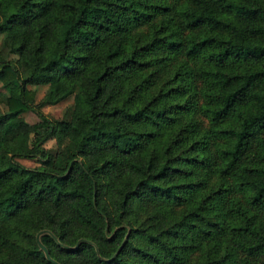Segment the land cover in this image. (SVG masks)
Instances as JSON below:
<instances>
[{
    "label": "trees",
    "instance_id": "16d2710c",
    "mask_svg": "<svg viewBox=\"0 0 264 264\" xmlns=\"http://www.w3.org/2000/svg\"><path fill=\"white\" fill-rule=\"evenodd\" d=\"M0 36V264H264V0H0Z\"/></svg>",
    "mask_w": 264,
    "mask_h": 264
},
{
    "label": "rangeland",
    "instance_id": "374dc122",
    "mask_svg": "<svg viewBox=\"0 0 264 264\" xmlns=\"http://www.w3.org/2000/svg\"><path fill=\"white\" fill-rule=\"evenodd\" d=\"M0 40H1V36H0ZM31 87L35 88V96H34V100L32 102V105L34 106V108L36 109H40L42 110L48 117L51 118H60L62 117L65 109L68 106H71L72 104V97L69 96L67 98H64L56 103H52V104H44L41 105L40 101L41 98L45 92L46 86L45 85H33ZM7 91L5 90V88H3L0 84V108L1 109H5V104L4 102L1 100V96H3L4 94H6ZM29 109L27 111L24 112V117L26 118V120H28L29 122H35L39 119V115L36 113L35 109ZM43 146L46 147L51 153H56L58 150V145L57 142L55 140V138L50 137L47 140H45L43 142ZM19 160L27 165V166H35L38 165L39 159L37 157H32V158H26V157H21L19 158Z\"/></svg>",
    "mask_w": 264,
    "mask_h": 264
},
{
    "label": "water",
    "instance_id": "95a60500",
    "mask_svg": "<svg viewBox=\"0 0 264 264\" xmlns=\"http://www.w3.org/2000/svg\"><path fill=\"white\" fill-rule=\"evenodd\" d=\"M45 248V247H44ZM47 252V251H46Z\"/></svg>",
    "mask_w": 264,
    "mask_h": 264
}]
</instances>
